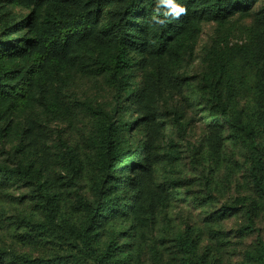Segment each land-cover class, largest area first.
Masks as SVG:
<instances>
[{
	"label": "rangeland",
	"instance_id": "obj_1",
	"mask_svg": "<svg viewBox=\"0 0 264 264\" xmlns=\"http://www.w3.org/2000/svg\"><path fill=\"white\" fill-rule=\"evenodd\" d=\"M263 6L264 0H257L224 26L205 19L194 53L178 64L164 67L158 56L139 54L131 81L137 87L133 107L123 91L117 95L103 75L88 73L77 60L67 69L71 84L64 96H54L60 108L48 111L34 102L15 115V131L0 141V165L23 164L41 170V180H47L59 194V213L54 228L39 229L36 223L45 215L38 205V179L0 177V264H17L10 259L12 254L99 264L94 251L82 241L88 223L76 199V192L95 199L97 177L88 141L96 117L81 102L114 118L119 116L115 107H121L124 119L135 123L127 131L129 140L135 148L147 146L153 161L151 180L143 183L148 200L138 202L136 209L131 198L125 199L131 207L128 217L119 216L92 231L98 233L92 239L97 250L104 249L113 232L119 245L130 243L125 253L128 264H238L245 260L247 250L255 251L258 239L264 240V196L253 180L252 156L232 136L227 123L213 122L202 77L207 52L220 30L237 49L261 44L258 64L245 51H237L231 72L240 91L235 106L252 117L257 128L261 126L258 142L264 159V109L256 108L254 99L257 86L264 89V23L256 19ZM64 142L81 159L83 172L74 185L62 156ZM172 149L178 154L175 160L169 156ZM247 210L252 211L259 233L242 232ZM124 230L130 231L126 239L119 234Z\"/></svg>",
	"mask_w": 264,
	"mask_h": 264
},
{
	"label": "trees",
	"instance_id": "obj_2",
	"mask_svg": "<svg viewBox=\"0 0 264 264\" xmlns=\"http://www.w3.org/2000/svg\"><path fill=\"white\" fill-rule=\"evenodd\" d=\"M256 1L177 0L188 9L187 15L179 20L168 18L165 26H159L152 21L156 0H0V141L15 131L13 117L34 102L41 103L48 111L60 108L57 99L64 96L65 88L71 84L67 69L77 60L88 73L103 75L117 95L123 91L126 101L133 107L137 87L131 81L139 54L158 56L164 67L178 64L184 56L194 53L205 19L216 20L224 26L231 16L248 11ZM14 7L20 11H15ZM256 19L264 23V6ZM257 46L261 44L237 49L220 30L207 52L202 81L213 122L227 123L232 136L249 150L253 180L264 196V159L258 142L261 126L257 128V122L235 106L240 91L231 72L237 51H245L258 64ZM257 67L261 73L262 69ZM254 99L256 108L264 109L262 85L254 90ZM80 105L96 117L88 141L97 175L93 201L76 192L88 223L82 241L94 251L99 264H128L130 261L125 253L129 252V242L119 245L112 232L104 249L97 250L92 239L98 233L93 235L92 231L104 228L119 216L128 217L131 207L125 199L131 198L136 209L138 202L148 200L143 183L150 182L152 177L151 154L147 146L135 148L129 140L127 131L135 123L124 119L121 107H115L114 112H119V116L114 118L90 103L81 102ZM63 149V160L71 173L68 180L74 185L83 172L81 159L69 144L64 142ZM169 156L173 160L178 158L174 149ZM41 176V170L32 166L0 165L3 180L38 179V205L45 219L36 225L48 230L56 226L60 197ZM246 217L242 232L259 233L251 210L246 211ZM119 234L126 239L130 231ZM258 241L259 247L255 251L247 250L245 260L238 264H264V240L259 238ZM10 259L17 264H70L61 256L12 254Z\"/></svg>",
	"mask_w": 264,
	"mask_h": 264
},
{
	"label": "clouds",
	"instance_id": "obj_3",
	"mask_svg": "<svg viewBox=\"0 0 264 264\" xmlns=\"http://www.w3.org/2000/svg\"><path fill=\"white\" fill-rule=\"evenodd\" d=\"M188 9L177 0H156L152 21L159 26H165L168 18L179 20L181 16L187 15Z\"/></svg>",
	"mask_w": 264,
	"mask_h": 264
}]
</instances>
